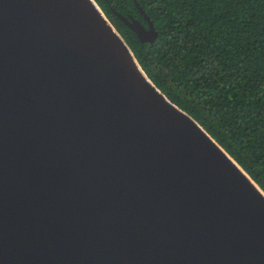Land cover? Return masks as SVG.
Instances as JSON below:
<instances>
[{"label": "water", "instance_id": "water-1", "mask_svg": "<svg viewBox=\"0 0 264 264\" xmlns=\"http://www.w3.org/2000/svg\"><path fill=\"white\" fill-rule=\"evenodd\" d=\"M0 264H264V192L93 0H0Z\"/></svg>", "mask_w": 264, "mask_h": 264}, {"label": "trees", "instance_id": "trees-1", "mask_svg": "<svg viewBox=\"0 0 264 264\" xmlns=\"http://www.w3.org/2000/svg\"><path fill=\"white\" fill-rule=\"evenodd\" d=\"M165 97L195 120L264 192V0H93Z\"/></svg>", "mask_w": 264, "mask_h": 264}]
</instances>
